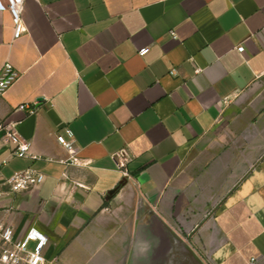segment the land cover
<instances>
[{"label":"crops","instance_id":"0c3cea01","mask_svg":"<svg viewBox=\"0 0 264 264\" xmlns=\"http://www.w3.org/2000/svg\"><path fill=\"white\" fill-rule=\"evenodd\" d=\"M21 18L13 38L0 11L18 73L0 121L29 149L0 132V182L44 179L0 197V223L42 231L52 264H264V0H24Z\"/></svg>","mask_w":264,"mask_h":264},{"label":"built area","instance_id":"2783aa9c","mask_svg":"<svg viewBox=\"0 0 264 264\" xmlns=\"http://www.w3.org/2000/svg\"><path fill=\"white\" fill-rule=\"evenodd\" d=\"M23 3L24 0H0V11H6L10 16L13 26V38L19 37L24 31L21 18ZM236 49L241 51L242 46L238 45ZM147 51L148 47H141L137 50V53L142 56ZM17 76L18 73L13 69L12 65L5 61L0 69V95ZM16 109L25 111L28 114L35 112L33 105L27 102L19 103ZM0 132H3L13 145L12 154L23 156L28 153L29 142L18 135L14 122L0 121ZM64 132L68 139H65L61 134H57L56 142L68 148L73 142L72 132L67 127H64ZM43 179L44 176L41 172L30 167L16 171L0 182V197L9 192H19L37 187L42 183ZM3 187L6 189H3ZM46 241V235L34 226L28 227L20 237H15L14 230L10 224L0 223V264H52L51 261L45 259L43 254ZM253 261L254 259H251L248 264H252Z\"/></svg>","mask_w":264,"mask_h":264},{"label":"clouds","instance_id":"9594fccd","mask_svg":"<svg viewBox=\"0 0 264 264\" xmlns=\"http://www.w3.org/2000/svg\"><path fill=\"white\" fill-rule=\"evenodd\" d=\"M135 247L139 253L146 254L152 247V242L148 239H140L136 242Z\"/></svg>","mask_w":264,"mask_h":264},{"label":"rangeland","instance_id":"374dc122","mask_svg":"<svg viewBox=\"0 0 264 264\" xmlns=\"http://www.w3.org/2000/svg\"><path fill=\"white\" fill-rule=\"evenodd\" d=\"M29 247H30V246H29ZM29 247H28V248H29Z\"/></svg>","mask_w":264,"mask_h":264}]
</instances>
